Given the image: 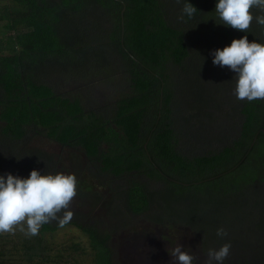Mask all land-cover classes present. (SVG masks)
Listing matches in <instances>:
<instances>
[{"label":"trees","instance_id":"1","mask_svg":"<svg viewBox=\"0 0 264 264\" xmlns=\"http://www.w3.org/2000/svg\"><path fill=\"white\" fill-rule=\"evenodd\" d=\"M186 2L197 11L180 20ZM216 3L8 0L13 47L0 51V175L74 174L77 196L114 218L174 220L203 238L221 227L247 228L264 212V100H238L230 69L208 54L245 35L264 42V26L253 20L248 33L227 27ZM103 49L113 57L95 59ZM224 68L232 91L221 88ZM72 76L126 79L128 86L109 106H95L92 91L56 87ZM35 134L73 155L59 162L29 148ZM109 179L120 182L104 196L95 187ZM209 204L217 212L212 221ZM86 218L77 212L69 224L89 235L94 264H118L113 233ZM58 228L53 221L36 236L19 235L16 264H80L79 243L72 252L52 245ZM6 246L0 244V264H11Z\"/></svg>","mask_w":264,"mask_h":264},{"label":"clouds","instance_id":"2","mask_svg":"<svg viewBox=\"0 0 264 264\" xmlns=\"http://www.w3.org/2000/svg\"><path fill=\"white\" fill-rule=\"evenodd\" d=\"M181 0H177L180 3ZM253 9L259 11L254 15ZM197 8L190 2L182 7V15L193 17ZM215 12L222 24L248 33L253 20L264 26V0H217ZM213 64L228 67L235 73L233 95L249 102L264 100V42L249 41L245 35L233 39L229 46L212 53ZM77 177L74 174H41L33 169L27 178L8 173L0 175V234L14 233L17 228L26 236L39 234L44 224L56 221L60 228L68 225L74 216L70 205L77 195ZM217 236H227L217 229ZM231 244L219 249H208L203 264H224L230 255ZM171 264H195L198 257L178 244L168 249Z\"/></svg>","mask_w":264,"mask_h":264},{"label":"rangeland","instance_id":"3","mask_svg":"<svg viewBox=\"0 0 264 264\" xmlns=\"http://www.w3.org/2000/svg\"><path fill=\"white\" fill-rule=\"evenodd\" d=\"M7 5L8 0H0V16L2 18L0 19V51H5L13 47L11 41L13 29L9 28L7 25L8 19L5 18L8 11ZM203 49L204 48L201 47L200 50ZM95 51L97 52L93 55L95 59L103 56L111 58L114 55L111 51L106 52L104 49L102 51ZM208 55L212 54L209 53ZM223 72L225 81H221V88L226 91H232L231 88L233 86L231 85V82L233 81L235 73L230 70V73L232 74L230 79V85L232 87H230L226 83V68H224ZM97 74L102 75V73L98 72ZM55 79H57V77H55ZM119 82L120 80L114 82L112 80H107V78L96 79L94 76H89L88 78L72 76L62 78L61 84L59 81H55V84L61 91H92V98L90 99L91 104L95 106H109L113 103L117 95L128 86V81H126V79L122 80L120 83ZM205 83L207 82L205 81ZM203 90V87H199L197 92H202ZM227 100L231 102V104H235L234 99ZM28 147L49 154L55 159H58L59 162H67L69 159L68 157L73 155L70 148L64 149L63 147H60L58 143L52 141L43 134H35L31 136ZM68 168L72 167L68 165ZM111 181V179L106 180L105 182L108 185H105L103 188L96 186L95 189L103 193L104 196H107L111 193V187H115V185L120 182L119 180H116L117 182ZM151 184L155 187L161 185L159 182H153ZM103 208L104 207L99 205L93 207L91 202L81 199L77 195L70 205V210L74 212V216L75 213L82 212L87 217L86 220L88 222L91 224L97 223L101 229H106L113 233L110 244L114 250V257L118 261V264H150V259L153 258L157 260L158 256L161 260L159 264H162L163 262L171 264V258L169 260L167 259L170 256L168 249L174 248L178 244L182 245L185 250L191 249L190 254H194L197 257L201 254L200 241L203 236L200 234V231L193 232L188 226L180 222H175L174 220L169 221L168 219L164 220L163 223L156 224L144 215L131 216L130 214L123 213L118 218H114ZM215 208L216 207L213 204H209V208H207L208 220H214V215L217 213L214 211ZM24 234L25 233L21 232L19 228H17L14 233L0 234V244L5 243L7 245L6 257L11 264H16V260L19 259L18 255L15 254L12 248V243L19 235ZM150 236H154L153 241L149 238ZM51 240L54 247H63L66 251L70 252L74 250L70 248L71 245L73 243H79L80 249L77 251L83 253L80 264H94L93 248L90 244L89 235L74 225L68 224L64 228L59 227L51 236ZM145 250H147V253ZM201 259H203V262L205 258L199 257V261Z\"/></svg>","mask_w":264,"mask_h":264},{"label":"flooded vegetation","instance_id":"4","mask_svg":"<svg viewBox=\"0 0 264 264\" xmlns=\"http://www.w3.org/2000/svg\"><path fill=\"white\" fill-rule=\"evenodd\" d=\"M260 193L264 199V191H260ZM226 232L227 236L225 237H220L216 234H212L210 238L202 237L200 241L201 254L199 257L205 258L204 253H206L208 249H219L224 243H230V255L224 261V264H264V212L253 217V220L250 221L247 228H230ZM149 238L151 241L154 240V236H150ZM145 251L147 253V250ZM199 257L195 264H199V262L200 264L203 263V259L199 261ZM157 258V260L151 258L150 264H159L161 260L159 256ZM170 258L171 256L167 259L169 260ZM162 264L166 263L163 262Z\"/></svg>","mask_w":264,"mask_h":264},{"label":"water","instance_id":"5","mask_svg":"<svg viewBox=\"0 0 264 264\" xmlns=\"http://www.w3.org/2000/svg\"><path fill=\"white\" fill-rule=\"evenodd\" d=\"M123 12H124V9H123Z\"/></svg>","mask_w":264,"mask_h":264}]
</instances>
